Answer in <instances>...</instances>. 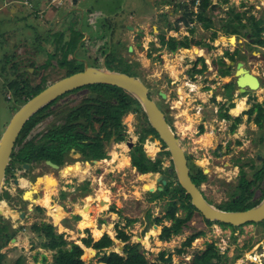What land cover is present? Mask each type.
<instances>
[{"label":"rangeland","instance_id":"obj_1","mask_svg":"<svg viewBox=\"0 0 264 264\" xmlns=\"http://www.w3.org/2000/svg\"><path fill=\"white\" fill-rule=\"evenodd\" d=\"M36 1L38 2V5L42 4L39 0ZM165 1L168 0H164V2ZM217 1L220 4L218 10L228 5V3L224 4V2L221 0ZM260 1L261 0H246L245 2V0H238L237 4L246 5V8H243L242 10H245L247 14L255 13V15L260 16L264 14V3L262 5L260 4ZM95 2L96 3L94 4V6L90 8L91 14H88V16H93L96 21L102 20L107 25V27L109 26V20H113L112 22L119 19L129 20V18H127V15L129 14L127 8L124 12H117L118 10L116 11L119 6V2L120 4L124 3L126 5L131 2L136 3V5H134L136 6L135 15H144L145 21H148L149 23H151L152 21L156 22V28L159 27V29L162 31H166L168 27V22L166 21L164 14H159V19L152 20V18L156 16L154 15L155 10L153 6H149V11H146L147 9L141 10L140 8H138V6H141L142 0H98ZM47 3L48 1H45L42 6L44 7ZM51 3L56 4V1L54 0ZM235 5L236 4L233 2V4L229 6V8ZM96 10H99L101 13L97 14L99 11L96 12ZM215 12L217 13V10ZM44 15L45 14H43L42 16ZM29 16L30 15H26L21 19L23 27L19 26V30L21 32L19 33L20 38L16 39L18 40V42L15 43L13 49H11L10 45L12 44V41L15 40L12 38L14 31H10L9 27L11 24L14 25V22H16L17 19H11L10 22H8L6 21L8 20L7 17L5 19H2L0 17V75H6V83L4 82L3 78H0V136L3 133L5 126L10 120L15 109L23 103V100L21 99L16 103H13V99H11V96L13 95L12 88L14 87V85L20 86L22 81V79H18L23 74L21 68L17 69V66L20 65V62H18L19 56H22L23 54H25V52L27 54H36L37 51V55H41L46 59V64H48L50 59L53 57H55L59 61V63H61L60 61L62 58L59 59V56L56 52L58 47L60 57L62 55V57L64 56V58L67 59V64H69L67 68H71L69 66L78 64L77 60L75 59V54H69L70 51H65L66 49L63 45L58 46V44L60 43L59 38H56V43L53 45L52 49L47 50L48 46H44L42 44L43 42L48 45L54 43V39L51 37L52 31L43 32L44 24L41 22H39L38 24L35 23L34 21L28 19L31 18ZM37 16H41V14ZM37 18L39 19V17ZM86 19L89 20L88 17L85 16L84 22L86 21ZM77 22L78 19L77 21H74L72 23L75 24ZM138 23H140V21ZM138 23H135L136 27L134 28V31H128L127 34L124 35V39L126 38L127 42H129L131 45H133V48H135L134 53L129 57L135 58L134 67L136 70L128 69V71L135 72L146 83L147 86H152L150 87V96L155 101H157L159 106L164 107L168 110V114H166L168 117V121H172V124L178 133L179 131H181L180 135L184 137V147H186V149L190 153H193L196 156L195 158L198 160L200 165L209 168V173L213 169H216V165L225 168L222 163H232L231 158H233L235 154V149L238 148H234V151L228 154L227 152H224L220 149L218 155L214 154V148L217 149V143H219V141L221 140H224L222 139V130L224 128V125L228 124V122L224 123L222 120L218 119L216 111H211L212 108L210 107V109H206L204 112H202L205 114L203 132H196V124L197 122H199V119L196 118L199 116L196 108L198 109L199 106L196 105L194 107V104H196L197 101L194 100L192 102V98H189L183 102L182 106H180V101L179 105H177V102H175L178 98L175 94V91H177L180 87L181 91L183 92V83L181 80L177 79L171 82L169 73H171V75H176L180 71H182L183 65L187 64L188 62L187 56L192 55L191 48L183 49L182 47H179L172 51L166 46L160 45L158 33L154 31L150 24L140 27ZM107 27L105 26L103 35H100L101 37L106 34ZM8 31L10 32V34H7ZM181 31L183 30L181 29ZM208 32L209 31L207 30L199 32L198 35L200 37H205L207 36ZM180 36L181 35L179 32L176 37ZM236 37L237 36L235 35L234 38ZM148 39H150V41H148ZM76 40L77 37L72 40L66 41L67 45L69 46V48H67L68 50H72L74 48L73 46L75 45ZM218 41L222 42L221 39ZM234 41L236 42V39H234ZM62 42L64 43L65 39H62ZM20 44L22 46L21 51L19 50ZM218 46L222 45L219 44ZM105 48L106 46L104 45L103 50ZM81 50H79V54ZM88 55L89 57L92 56L90 58L91 64L95 65L97 64V62L101 61V58L96 61L93 55ZM125 55L126 57H128V54ZM244 55L245 65L249 67L252 72L261 76L264 80V46L248 45ZM202 60V57H199L197 59V61ZM76 67H79L78 69H81V66ZM72 69L73 68H71L70 70L72 71ZM12 71L15 72L14 74L20 75L18 77H13L12 74H10ZM63 71L65 73L68 70L57 71L51 69L48 72L50 79L47 81L50 82L54 79L59 78V76L64 75L62 74ZM231 71L232 68L228 73L230 74ZM228 76L229 75H227L226 78H229ZM26 77L27 76L25 75L24 78ZM161 88L168 94L167 98L165 99L160 98L157 95L158 90ZM205 92L206 91H202L198 92L197 94H199L200 97H203L206 96ZM255 93L258 95L259 99H263L264 84L262 85V88L257 89ZM77 94L78 93L67 95L66 97H63L62 100L76 99ZM217 101L212 100L213 104H217ZM110 102L112 103V101ZM138 117L139 114L131 109L128 110L127 114L122 116V122L125 123V125L123 126V130L121 131V133L123 134V139L121 142L117 141L116 134H113L106 143L105 148L107 150L108 156L101 159L99 163H96L101 167L98 169V178L102 177L101 182L96 183L94 181V177L97 173H95V171H92V176L90 174V177L93 178V182L90 184L88 183L89 195L86 197L87 200L84 198V196L80 195L79 192H77V187L75 191L77 192V195L75 194V197H72L74 195L72 194V192H70L68 193V196L66 195V197L61 198V196L59 197V193L57 191L56 195H58V198L54 199L55 201L52 209H50V205L47 206L46 208L48 209L45 212L41 211L39 216L29 212L27 219H25V221L18 226H15L12 221L15 220L17 224L21 223L24 218L23 214L18 215L17 213H15L16 208L12 209L11 214L9 213V207H5V210H3L2 212L0 209V224H4L3 230L0 232V252L2 253V264H16L17 261L18 264H44L45 262L53 263L55 250L42 245V242L45 240V238L31 228L32 224L41 223L42 221L50 222L54 226L55 232L63 233L64 238H66L68 241L86 235L85 230L92 227L86 226V222L84 225H82V217L80 215L79 216L81 218L78 219L69 218V213L73 211L77 213V208L75 207V205L80 204L79 206H81L89 203L91 206L93 199L96 197L92 194L97 192L100 188L107 190L109 192L110 198L108 200V203L103 205L105 207L103 210H101V208L103 207L102 204L97 205L93 203L90 215L87 217V222L89 220L94 221L96 225V228H93L94 231L98 233L107 232L110 233L113 237H115L116 228L125 229L130 234V240L132 242H140L139 249L141 251H144V254L149 262L162 261L157 257V255L159 251L165 250L167 254L171 253L172 259L169 264H186L187 262L191 261L194 254L203 251L206 248L208 242H213L215 245H217L218 250L221 252V254H223L222 262H226V264H239V262L243 264H264L263 222H259L260 224L245 223L233 228L228 225H223L216 222L208 224L200 213L194 211L192 218L187 222L186 227L182 229L180 233L172 235L166 240L158 236L159 229H155L156 227L153 219L155 217H162L164 215L168 206V199H155L154 201H148L146 199V187L154 185L156 182H158V179H153V177H155L153 174L147 175L145 177L138 175V171H136L134 169V166H131L129 162V150L132 149V147L127 151L125 143L123 142L125 139L131 140L128 137L129 133L134 135V143L136 144L138 142V137L140 134L139 132L141 129L139 124L140 120H138ZM188 117L190 118L193 126L189 123L191 129H180L178 122L180 121L182 123L188 124ZM48 118L49 117L44 118V120L40 121L37 126H42L43 122H47L48 124ZM214 118H216V120H214ZM42 129L43 127L40 128V130ZM254 129L255 125L252 122L246 123L245 120H243V122L239 124L235 130L236 132H243L244 130H246L244 139H242L245 143L242 144V147L246 149L244 156L247 157V160L249 158L254 159L257 151L261 155H264V146L262 148L260 145L256 144L255 140L257 139L253 138L256 137ZM35 130L36 127H34L29 134L34 133ZM207 132L210 133V136L208 137V139L210 138L209 142L201 143V141H198L202 137V135ZM232 139H235L234 136L232 137ZM122 142L124 144H122ZM158 146V141H154L150 138L144 142V149L146 153L149 154L148 149L153 148L154 157L158 155ZM126 151L128 162L123 158ZM122 153L123 155H120ZM114 156H116L117 161L110 162L111 159L114 158ZM161 158L163 165H169L168 157L161 156ZM255 161L256 164L259 163L258 160ZM117 162L119 165L117 164ZM73 164L79 165V169H81V171L84 170L85 167H87V162L86 164H82L80 161H73ZM63 168L64 167H62V169ZM245 168L246 170H248L247 166ZM59 171L60 170L56 171L53 168L43 167V173L45 175L48 174L46 175L47 178H49L50 176L56 177L57 183L53 184H57L58 187L66 186L67 188H70L71 186H76V180H74V183H64L63 181L66 180V176L63 178L59 177L61 174ZM233 171H236V168H234ZM158 173L163 175V173L161 172ZM225 173H227V171ZM81 174L82 172H79L80 176ZM216 176L210 174L207 177V180L204 181L202 186L206 195L213 202V204L225 205L228 203L224 200V197L228 196V186L226 184L225 186H218L219 182L215 181V179H218V177ZM235 177L236 176L234 175L232 176V182L235 181ZM37 185L40 187V197H44V199L50 200V190H47L45 188V185L42 183H38ZM69 196H71V199L68 198ZM24 198L27 197L24 196ZM24 200L26 208H32L29 200ZM82 200L84 201L83 203ZM2 204H4V200L0 198V208ZM17 204H19V202H17ZM38 204L43 205V203ZM20 213H22V211H20ZM176 213L178 215H184L185 211L182 208H178ZM8 217H10L12 221L9 220ZM161 223L170 224L171 219L162 217ZM102 224H106L110 228L105 227V229H103L101 227ZM153 229H155L156 231H154ZM197 230H203V234L194 238L190 245L184 246V250L182 252H177L176 249L182 246V242L185 240V238ZM117 241L118 240L113 241L112 244L106 249L118 250L119 245ZM102 253L103 252H99L96 254V251L94 249H88L86 251V254L83 256V259L86 264H100V262L102 261H99V257L102 255ZM255 254L259 255V262L255 258H252L255 256ZM43 255H45V260L43 259Z\"/></svg>","mask_w":264,"mask_h":264},{"label":"flooded vegetation","instance_id":"obj_2","mask_svg":"<svg viewBox=\"0 0 264 264\" xmlns=\"http://www.w3.org/2000/svg\"><path fill=\"white\" fill-rule=\"evenodd\" d=\"M24 1H26L25 7L27 8V10L29 8L33 7V3H32L33 0H24ZM52 1H54V0H50L49 5L52 4L54 6H57V3L60 4L64 1V5L67 6L66 11H67V9L72 8L68 13L67 19L70 18V16L76 15L75 13H78V16H77L78 22L75 23V25L69 26L67 31H64L62 33V36L59 38V39H61V40H59L60 43L58 44V46L63 45L64 48L66 49L65 51H67V52L70 51L69 54H71V55L75 54V59L77 60L78 64H75L73 66H69V67L73 68L72 71L70 70L71 68H67L69 65V64H67V59L64 58V56L62 57V55L60 57L58 47H57L56 52H57V55L59 56V59L62 58L60 61L61 63H59V61L55 57H53L50 59L48 64H46V59L44 57H42L41 55H37L38 53L27 54L25 52V54L18 57V62H20V65L17 66V69L21 68V71L23 72L22 76H20L18 78L19 80L22 79L21 85L20 86L14 85V87L11 86V87H13L12 88L13 89V95L11 96V99H13V103H16L18 100H20L19 93L22 94L24 91H28L31 89L35 90L38 88H39V90H41L42 88L47 86L49 83L56 80V79H54L50 82L47 81L50 79L48 72L51 69L57 70V71L58 70H60V71L68 70L65 72L66 74L63 71L62 74H64V75H62V76L70 74L73 71L75 72V71L83 69L85 64H88L89 66L105 65L107 68H113V69L121 70V71H122V69L136 70L134 67L135 66V61H134L135 58L129 57L134 53L135 48H133V45H132V47H131L132 49L130 50L128 47L131 44L129 42H127L126 38L124 39V37H125L124 35L127 34L128 31H134V28L136 27L135 23L136 22L138 23L137 16L136 15L134 16V13H132V14L129 13L127 15L129 17L130 16L132 17L131 21L127 22L125 20H122V21L116 20V21L112 22L113 20H109L108 21L109 26L107 27V25L102 20L96 21L94 19L93 22H90V20L86 19V21L84 22L85 16H87L88 19L90 18L88 16V14H91L90 8L93 7L94 4L96 3L95 1H98V0H93L92 4L87 5V6H84L83 0H78L77 4H75V5L69 4V2H71L72 0H68V1L55 0L56 4L51 3ZM170 1H171V3H174L176 5L179 3V0H170ZM37 6H38V4H37ZM149 6H151V5H147V3H145V4H141L140 7L138 6V8H140L141 10L147 9L146 11H149ZM44 8H47V7H43V9ZM79 8H81V9H79ZM118 8L116 9V11L118 10L117 12H124L126 10V8L128 9L129 12H135L136 11V6H134V5L131 6V3L126 5L124 3L120 4V2H119ZM153 8L155 10L154 15H156L155 17L152 18V19L156 18L154 20L159 19V14H166L167 6H165V5L161 6L158 3L157 5H154ZM121 23L123 25L122 27L119 26ZM78 24H80V25L78 26ZM105 26L107 27L106 34L101 37L100 35H103V31L105 29ZM150 26H151V23H150ZM117 30H118V32H117ZM66 32H67V35H64V33H66ZM160 32H161L160 29H158V31L156 33L159 34ZM65 37H67V41L72 40L75 37H77L75 45L73 46L74 48L72 50L67 49V48H69V46L67 45L66 41L64 43L62 42V39H64ZM148 41H150V39H148ZM104 45L106 46V48L103 50ZM79 50H81L80 54L78 53ZM88 54L93 55V57L95 58L96 61H98V59L101 58V61L97 62V64H95V65L91 64L90 58L92 56L89 57ZM125 54H128V57H126ZM202 62H203V60H202ZM198 63L200 65L199 67H202L201 61H196L194 64L195 67ZM43 65H45V66H43ZM52 65H54V66H52ZM76 66H81V69H78L79 67H76ZM124 67H127V68H124ZM231 68H232V71L230 73V75H231L230 85H232V87L226 88L224 90V92H222V97L226 98L225 100H220L219 103L211 105V103H212L211 97H214L216 94L213 91L210 95L209 100L207 101V102H209V104L201 103V102L197 101V103H201V105L198 107V109L196 108L197 112H199V116L196 117L199 119V122H197V124H196L197 125L196 132H199V133L203 132L205 114L202 112H204L207 107H211L212 111H214V112L216 111L218 119L222 120L224 123L228 122V124L224 125V128L222 130L223 131L222 139H224V140H221V141H219V143H217V146H216L217 149L214 148V154L218 155L220 149L224 152H227V154H228V153H231L232 151H234V148H238V149H235V154H234L233 158H231L232 163H230V164L222 163V165H224L225 168L219 167L216 165V169H213L210 173H209V171H210L209 168H207L208 169L207 172H204V168H206V167L201 166L200 163L198 162V160L195 158L196 156L193 153H190L186 149V147H184L185 148L184 153H185V157H186V161H187V165L189 168V174L191 176V179L198 186L202 195L211 203H213V202L206 195V193L203 189V186H202L204 181L207 180V177L210 174H213L214 176L217 175L216 177H218V179H215V181L219 182L218 186H225V184L228 186V189H227L228 196L224 197V200L226 202L235 201L236 199L244 198L248 192H251L250 199L255 200V199L259 198L262 195V193H264V176L261 179H258V173L260 172L261 167L263 166L264 155H261L257 151L255 156H254V159L249 158L247 160L246 159L247 157L244 156L246 149L244 147H242L243 146L242 144L245 143V142H243L242 139H244V136L246 134V130H244L243 132H241V131L236 132L235 131L236 127L239 124H241L243 122V120H245L246 123L252 122L255 125L254 132L256 133V137H253V138L257 139V140H255L256 144L260 145L263 148V146H264V125L257 123L255 118H256V115L258 113V108H259L258 105H260L262 108L264 107V98L259 99L258 95L255 93L256 90L239 93V90L236 86V78L233 77V75H232V73L235 71L236 67L234 65ZM14 73L15 72L12 71L10 74H12L13 77H18L20 75V74H14ZM252 73L255 74L254 72H252ZM25 75L27 76L26 78H24ZM5 76L6 75H0V78L1 79L3 78L4 82L6 80ZM62 76H59V78ZM242 80H244V79L242 78ZM244 81L246 82L247 80H244ZM245 84H247V83H244L242 85H245ZM145 85H146V83H145ZM254 86L255 85H252V87H254ZM147 87H148V94L150 95V87H152V86H147ZM202 91L207 92L208 89L196 87L192 90V92L195 93V97L197 96L198 92H202ZM178 92H179V89H178ZM14 93H15V96H14ZM74 93H78L76 99L62 100L63 97H66L67 95H71ZM181 95H183V92ZM95 97H96V93H94L91 90V88L87 87V86H81V87H77L75 89L69 90V91L59 95L55 99L51 100L47 104H45V105H47V107H45L46 108L45 112H47V114L44 118L49 117L48 118L49 119L48 124H47V122H43L42 126H40V127L37 126L40 121L44 120V118H43L42 120H40L39 122H37L33 126V128L36 127V130L34 131V133L29 134L30 131L33 129L32 128L24 138L21 136L19 139L18 138L20 135V132H19V134L15 140L13 149L11 151L10 158L7 162L6 167H5L4 182H3L2 189L0 192V198H2L4 200V204H2L1 208H0L1 212L3 210H5L4 209L5 207H9V213L10 214L12 213L13 208H16L15 213H17L18 215L23 214V213H20V211H24V213H25L23 220L19 224H17L15 220L12 221L10 219V217H8V219L11 220L15 226L22 224V222H24L25 219H27L29 212H31L32 214H36L38 216L41 212V210H39V208H38L40 205L38 204V202H35V200L40 201L41 199H44V197L43 198L40 197L41 191L39 190L40 187L37 184L38 183L44 184L45 188L47 190L53 184L51 176L49 178H47V176H46L47 174L45 175L43 173V167L53 168L54 170L58 171L59 169L61 170L62 167H64V168L67 167V165L73 166L74 165L73 161H77V162L80 161L82 164H86V162H88L90 165L96 164V163L91 161V159H93V158H86V153L84 151L77 149L74 146H72V147L70 146L67 150L62 151L61 153L56 155L55 149L57 147V143L55 141L56 136H54L55 135L54 133H56V131L58 129L61 130L64 127L67 130V132H61V133H63V136H66V135H68L69 137L74 136L75 138H80L82 141L86 142L87 141L86 137L88 135L93 136V134H95V132L99 131V129L101 128V124H102V115L98 112V108L93 106V105H98V102L93 99ZM233 97H237V100H235V101L231 100ZM242 97L244 99H241ZM195 100H198V98H195ZM176 101L181 102L180 106L183 105L184 101L182 100V98H181V100L177 98ZM193 101L194 100L192 99V102ZM115 102H116V99H113L112 103H115ZM156 103H157V101H156ZM157 105L159 106L158 103H157ZM195 106H196V104H194V107ZM159 107L164 111L165 117L168 120V117L166 115V114H168V110L164 107H161V106H159ZM253 107H254V110L251 113H249V110ZM127 113H128V111L125 112L123 115H125ZM221 113H228V114H230V117L221 116ZM218 114L220 117L218 116ZM237 118H240V122L236 125L234 130H231L230 125ZM214 120H216V118H214ZM88 123H91V124L88 125ZM170 124L172 125L173 129H175V127L172 124V121L170 122ZM246 126H247V124H246ZM42 127H43V129L40 130V128H42ZM180 134H181V131H179L178 136L181 138V141L183 142V145H184V137L181 136ZM233 136L235 139H232ZM148 137L150 138L151 135L149 134ZM45 138L49 139V155L51 156L49 159L52 160L53 162L57 163L60 166L59 169H56V168L48 165L45 162V159L41 160L40 158H38L39 150L42 149L40 147H43V144L45 143L44 142ZM253 138H252V140H253ZM153 140L157 141V139H155V138H153ZM131 142H134V140ZM129 143L127 146V151L129 150ZM136 144H134L132 146V149L129 150V162H130V164H131V153L133 152L134 146ZM127 151L124 153L123 158L126 159L128 162V158L126 157ZM259 152H260V150H259ZM242 153H244V154H242ZM120 155H123V153ZM100 159H102V158H100ZM255 160H258L259 163L256 164ZM23 163H27L29 166L27 168H25L22 165ZM131 166H132V164H131ZM246 166L248 167V170H246V168H245ZM95 167L96 168L94 169V171H95V173H97L96 174V179H97L98 173H99V170H98L99 165L96 164ZM197 168H202L203 172L205 173V179L199 181L198 183L196 182V178L198 177L197 176ZM234 168H236V171H233ZM72 170L73 169H71L70 171H72ZM225 170L227 171V173H225ZM136 171H138V170L136 169ZM156 172H158V171H156ZM138 173H139V171H138ZM233 175L236 177H235V181L232 182L231 180H232ZM145 176H147V175H145ZM40 177H41V179H40ZM142 177H143V175H142ZM74 178H72V181H74ZM19 180L22 184H25V185H22L21 183H19ZM90 182H91L90 178H87V177L82 178L80 180V182H78L79 184L74 187L73 191L68 189L66 186L64 188L61 187L58 190L59 197L61 196V198H64V197H66V195L68 196V193H70V192H72V194L74 195L72 197H75V194L77 192H79L80 195L84 196L86 194V188L88 186V183H90ZM67 183H69V182H67ZM177 183H178V181H177ZM205 183H208V182H205ZM76 187H77V192H75ZM246 189H248V191H246ZM184 192H185V190H184ZM24 196H26L27 198H24ZM86 197H87V195L84 196L85 199H86ZM68 198L71 199V196H69ZM24 199L29 200L30 204L32 205V208H28V209L26 208V204H25ZM54 199H55L54 195L50 194V200L48 201V204L51 206L50 209H52V207H53V204L55 201ZM189 199H190V196H189ZM17 202H19V204H17ZM215 205L219 206L220 204H215ZM83 206L84 205H81L78 207L80 209H82ZM47 209L48 208H46V206H45V208L42 211L45 212ZM195 211H197V210H195ZM77 213L82 217V219H81L82 223L81 224L87 222V217H83L79 213L78 209H77ZM75 215H77V214L76 213L73 214V212H70L69 218H75L74 217ZM202 217H204V216H202ZM259 222H264V219L261 221H257V222H246V223L260 224ZM226 224H229V223H226ZM243 224H245V223H243ZM2 226H4V224H0V228ZM236 226H239V225H236ZM255 256L259 257L258 254H255ZM260 260H261V258H260Z\"/></svg>","mask_w":264,"mask_h":264},{"label":"trees","instance_id":"obj_3","mask_svg":"<svg viewBox=\"0 0 264 264\" xmlns=\"http://www.w3.org/2000/svg\"><path fill=\"white\" fill-rule=\"evenodd\" d=\"M193 1V0H192ZM211 4V0H200L199 5V13L198 19L205 21V26H209L211 24V19L206 16V8ZM213 8L215 5H212ZM190 13L184 12V19ZM234 18L237 20L236 24H233L228 30L230 33H240L242 28L245 27V24H248L251 27L250 37H253V43L256 45L264 46V15L256 17L254 14L246 15L244 13L245 21L241 20L240 13H234ZM236 26V27H233ZM241 26V27H240ZM193 29H191L192 31ZM244 34L247 33V30L243 31ZM215 32L213 36H215ZM159 42L163 46H166L170 50H175L178 47H189V42L186 39H177L174 36L161 34L159 36ZM196 43V42H194ZM225 55L229 58H234V53L226 50ZM221 62V61H220ZM197 69H190L189 73L193 74ZM124 72H128L133 75H137L135 72H130L128 69H122ZM222 74H227L228 69H221ZM90 87L91 90L96 93V97L93 98L98 102V105H93L98 108V112L102 115V124L99 131L95 132L93 136L88 135L86 137L87 141H82L80 138H75L74 136H63L61 132H67V130L63 127L61 130H57L54 133L56 136L55 141L57 143V147L55 149L56 155L61 153L62 151L67 150L70 146H74L77 149L84 151L86 153V158H106L108 156L107 150L105 148L106 143L109 138L116 134V140L122 141L123 135L121 131L123 130V122L122 116L128 110H133L139 114L138 120H140V134L138 137V142L134 146V150L131 153V164L136 167L139 172L148 173L150 171H158L164 174V178L166 179L165 184H161L162 189H154L148 187L146 189L145 197L148 201H154L155 199H168L167 209L162 216L163 218L171 219L170 224H162V217H155L153 222L155 223V229H159V237L162 239H168L172 235L178 234L184 229L187 225V222L192 218L193 212L196 210L194 205L190 202L189 194L184 192V189L177 183V179L174 171H169V167H172V161L169 157V151L167 149L166 144L161 140L158 136L157 132L149 125L146 115L142 110L139 102L136 98H134L129 92L124 90L121 87L112 84L105 83H95L85 85ZM38 89H31L28 91H24L22 94L19 93L20 99L27 100L30 96L38 92ZM113 99H116L115 103H111ZM232 105V104H231ZM258 113L256 115V122L264 125V107L262 108L258 105ZM45 107L47 105L38 109L30 118L25 122L24 126L20 130L19 139L22 136L23 138L29 133V131L33 128V126L42 120L47 112H45ZM254 110V107L249 110L251 113ZM221 116L230 117L228 113H221ZM240 122V118H237L231 125L230 129L234 130L236 125ZM170 123V122H169ZM91 123H88L90 125ZM151 135L150 139H157L158 141V155L153 156L154 151L153 148H149V154L146 153L144 149V142L149 139L148 135ZM48 135V134H47ZM45 143L42 149L39 150L38 158L49 159L51 156L49 155V139L45 138ZM156 151V150H155ZM161 156L168 157L169 165L165 166L162 164ZM60 162V161H59ZM158 172H154L153 175L158 179V182L155 185H158L160 174ZM197 178L196 182L205 179V173L202 168H197ZM264 176V162L261 167L260 172L258 173V179H261ZM156 180V179H155ZM248 191V189H246ZM262 195L255 199L251 200V192H248L244 198L236 199L235 201H230L225 205H219L220 208L227 210H237V209H246L254 204H256ZM48 199H41L40 201H36L38 203H43L38 208L39 210H43L45 206H49ZM178 208L184 209V215H178L176 212ZM79 218V216H76ZM206 223L210 224L213 222H217L223 225H228L230 227H237L232 224H226L220 221H211L203 217ZM264 224V222H263ZM2 226L0 228V232L3 230ZM31 228L44 236L45 240L42 242V245L48 247L50 249H54L53 263L45 262L44 264H86L83 259V256L86 254L88 249H94L96 254L99 252H103L99 257L100 264H169L171 262V253H166L165 250H161L158 252L157 257L162 261H154L149 262L147 257L144 254V251L140 250V242H132L130 240V234L123 228H116V238L123 245L122 252L118 250H107L113 240L112 238L105 232L100 234L94 231L91 228L87 229L88 234L86 236L78 237L74 240L68 241L64 238L63 233H57L54 230V226L47 222L42 221L41 223H33ZM153 229L154 231H156ZM203 234V230H197L190 235H188L185 240L182 242V246L177 248V252H182L184 250V246H188L191 244L192 240L199 235ZM119 245V244H118ZM1 246V242H0ZM238 256V255H236ZM223 254L218 250L217 245L213 242H208L206 248L200 253L194 254L191 261L186 264H226V262H222ZM2 254L0 253V264H2ZM43 259L45 260V255H43ZM18 264V261L16 262Z\"/></svg>","mask_w":264,"mask_h":264},{"label":"crops","instance_id":"obj_4","mask_svg":"<svg viewBox=\"0 0 264 264\" xmlns=\"http://www.w3.org/2000/svg\"><path fill=\"white\" fill-rule=\"evenodd\" d=\"M39 1L42 4L45 1H48V3L44 6L47 8L43 9L42 4L37 6L38 2L36 0L35 1L33 0V2H32L33 7L29 8L25 14L30 15L29 17H31V18H28V19L34 21L37 24L39 22L42 23L43 21H45L43 32L52 31L51 37L54 39L53 40L54 43L51 45H48V44L43 42V44H42L44 46H48L47 50H49V49H52L53 45L56 43V38H60L62 36V33L64 31H67L69 26L75 25L72 22L77 21L78 13H75L76 15L70 16V18L67 19L66 9L63 8L64 7V1L60 4L57 3V6H54L52 4L49 5L50 0H39ZM221 1H223L224 4L228 3V5L222 7L220 10H218L219 5H220L218 3V1L217 0H211V4L208 5L206 8V16L211 19V24L209 26H205L204 20L198 19V14H197L196 20H194L191 17L190 3L192 2V0H179V3L177 5L174 3H171L170 0L165 1V2H164V0H142V2H141V4L147 3V5H151V6L157 5L158 3L161 6L162 5L167 6V11H166V14H164V15H165L166 21L168 22V27H167L166 31L160 30L161 32L158 34V36H160L161 34H166V35H171V36L176 37V35L180 32L181 36L176 37V38L177 39L183 38V39L188 40V42H189V47H182V48L183 49H188V48L192 49V55L187 56L188 62H187V64L183 65L182 71H180L176 75H171V73H169V78H170L171 82L175 81L176 79L182 81V83H183L182 100L183 101H185L186 99H189V98L190 99L192 98L193 100H195V98H198V100H196V101L209 104V102H207V101L209 100L210 95L213 91L216 94L214 97H211L212 98L211 100H213V101L218 100L217 103H219L220 100H225L226 98L222 97V92H224V90L226 88L232 87V85H230L231 75L229 73L222 74V72H221V69L226 68L229 71L232 67V66H228L231 58H229L227 55H225L226 50H229L230 52L234 53V58H232V60L244 61L245 60L244 53H245L247 46L248 45L256 46V43H253V37H250L251 27L248 24H245V27L241 29L242 31L240 33L228 32L229 31L228 29L233 24L237 23V20L234 18V15H233L234 13H240L241 20L245 21L243 14L246 13V11L242 10V9L246 8V5H240V4L238 5L237 4L238 0H221ZM233 2L236 5L233 7L231 6L229 8V6L233 4ZM245 2H246V0H245ZM263 3H264V1L261 0L260 4L263 5ZM20 5L21 4L18 1L0 0V17L2 19H5L7 17L8 20H6V21H8V22H10L11 19H15V20L17 19L16 22H14V25L11 24L9 27L10 31H14L12 38L15 40L20 38L19 33H21V32L19 30V26L23 27V23L21 22V19L26 16V15H22V13L19 12L20 8H21ZM132 5H136V3L131 2V6ZM212 5H215V7L213 8ZM53 7H56V8H53ZM216 10H217V13L215 12ZM98 11L99 10H96V12H98ZM185 11L190 13L188 16H186L187 20L184 19V12ZM99 13H101V12L99 11L97 14H99ZM129 13H131V14L134 13V16H135V12H129ZM198 13H199V11H198ZM39 14H41V16H37ZM43 14H45V15L42 16ZM250 14L255 15V13H249V14L246 13V15H250ZM136 16H137L138 22L140 21V23H139L140 27L143 25L147 26L150 24L148 21H145L144 15L143 16L142 15H136ZM255 16L259 17L258 15H255ZM37 17H39V19ZM127 18H129V20L125 19V21H127V22L131 21V19H132L131 16L130 17L128 16ZM34 19H37V20H34ZM94 19L95 18L93 16H91L89 18L90 22H93ZM154 19H156V18H154ZM154 19H152V20H154ZM155 23L156 22L152 21L151 27L154 29L155 32H157L159 27L156 28ZM190 23H192V24L190 25ZM249 27H250V30H249ZM52 29H54L55 31H53ZM181 29L183 31H181ZM191 29H193V30L191 31ZM206 30L209 31L207 36L200 37L198 35L199 32H203ZM244 30H247L246 34L243 33ZM214 32L216 33L215 36H213ZM249 32H250V34H248ZM7 34H10V32L8 31ZM235 35L237 36L236 38H234ZM247 38H248V40H247ZM250 38H252V39H250ZM64 39H65V41H67V37H65ZM220 39L222 40V42L218 41ZM234 39H236V42L234 41ZM15 40H13L12 44L10 45L11 49H13V47L15 46V43L18 42V40H16V42H15ZM59 40H61V39H59ZM194 42H196V43H194ZM219 44H221L222 46H218ZM19 46H20L19 50L21 51V49H22L21 44ZM196 47L198 49H201L202 53H198V54L195 53L194 48H196ZM36 53H38V52L36 51ZM42 54H44V53H42ZM199 57H202V59H203V62L201 61L202 67H199L200 66L199 63L195 67L194 64ZM244 63H245V61H244ZM192 68L197 69L196 70L197 72L195 71L196 73L193 72V74H190L189 71ZM249 70H250V68H249ZM250 71H252V70H250ZM227 75H229L228 76L229 78H226ZM256 75L259 76L258 74H256ZM194 76H196V77H194ZM259 77L261 80V87L260 88H262V85L264 84V80L261 76H259ZM189 85L194 87V88H196V87L200 88L201 87V88L208 89V91L205 92L206 96L200 97L199 94H197V96L195 97V93L189 90V88H188ZM176 93H179L178 90L175 91V94ZM231 100L235 101L237 99H236V97H233ZM201 103H196V105L200 106ZM212 104H213V102H212ZM206 109H210V107H207ZM198 114H199V112H198ZM95 166H96V164L90 165L87 162V167H85L84 170L81 171V169H79L76 171L75 169H73L72 171H70V173H68L66 175V180L63 182L64 183H67V182L74 183L75 181H72V178L75 177L74 178V180H76L75 185H78L79 184L78 182H80V180L82 178L87 177V178H90V180H91L90 183H92L93 178L90 177V174L92 173V171L94 172V169L96 168ZM99 168H101L100 165H99ZM79 172H82L81 176L79 175ZM83 174H85V175H83ZM91 176H92V174H91ZM59 177L63 178L65 176L60 174ZM51 178H52V183H57L56 177L51 176ZM101 178L96 179V175H95L94 181L96 183H99V182H101ZM89 184L86 188V194L84 196L89 195V193H88ZM64 187H62V188H64ZM148 187H150V186H147L146 189ZM51 188L52 189L49 191V195L53 194L55 198H58V195H56V192L58 191L59 188H61V186L58 187L57 184H55ZM68 189L73 191L74 186H71ZM146 189H145V191H146ZM154 189H156V188H154ZM92 195L96 196V192L93 193ZM109 198H110V195H109ZM95 200L96 199L94 198L92 203H91V206H90L91 210L93 207V203L95 204ZM82 203H83V200H82ZM106 203H108V201ZM106 203H102V206ZM104 208L105 207L103 206L101 208V210H103ZM75 213L76 212L73 211V214H75ZM76 214L77 215L74 216L75 218H77L76 216H79L78 213H76ZM89 215H90V213H88L87 217ZM79 218H81V217L79 216ZM93 228H96V225ZM93 228H91V229H93ZM85 231H86V235H87L88 234L87 229ZM100 234H103V233H100ZM107 234L112 238L113 241L118 240L116 238V231H115V237H113L110 233H107ZM86 235H84V236H86ZM112 250H114V249H112ZM103 263L106 264L105 262H103Z\"/></svg>","mask_w":264,"mask_h":264},{"label":"water","instance_id":"obj_5","mask_svg":"<svg viewBox=\"0 0 264 264\" xmlns=\"http://www.w3.org/2000/svg\"><path fill=\"white\" fill-rule=\"evenodd\" d=\"M12 1H18L21 4L19 12H21L22 15H27L25 14L27 11V8L25 7L26 1ZM92 1L93 0H83L84 6L91 5ZM77 2L78 0H72L71 2H69V4L75 5L77 4ZM66 7L67 6L64 5L63 8L66 9ZM71 9H67V16ZM119 20L122 21L124 19ZM42 23L45 24V21H43ZM119 26L122 27V23ZM52 30L55 31L54 29ZM248 34H250V32ZM64 35H67V32L64 33ZM131 47L132 45H129L128 48L131 50ZM234 65L236 68L232 75L236 78V86L239 90V93H243L246 91H255L256 89L261 87L260 77L256 74H253L242 60L234 61L231 59L228 66ZM241 78L253 82L255 86H250V83L242 85ZM95 83L116 85L123 88L137 99L146 115V119L149 125L157 132L158 136L167 146L169 157L172 161V167H169V171H174L178 183L184 188L185 192L189 194L190 202L194 205L196 210L202 214V216L211 221H220L232 224L234 226L246 222H257L264 219V195L256 204L246 209L227 210L209 202L202 195L198 186L191 179L184 153L185 148L181 141V138L178 136V133L175 131V129H173L172 125L166 119L164 111L148 94V87L145 85L143 80L138 75H133L128 72L116 70L113 68H107L105 65L89 66L88 64H85L83 69L62 76L49 83L37 93L30 96L20 105L19 108L14 111L10 120L6 124L3 133L0 136V192L4 182L5 167L10 158L15 140L30 116L59 95L77 87ZM158 95L163 99L167 98V93L162 88L158 90ZM124 125L125 123H123V126ZM134 144V142H130L129 148H131ZM91 161L97 163V161L100 162L101 159L93 158L91 159ZM45 162L56 169L60 168L57 163L53 162L50 159H45ZM22 165L25 168L29 166L27 163H23ZM67 167H70V165H67ZM134 169L136 170V167H134ZM207 171L208 169L204 168V172ZM154 172L156 171H150L148 173L139 172L138 174L145 176L152 175ZM159 182L160 183L158 185H152L150 187L162 189L163 186L161 184H165L166 179L161 174ZM95 204H98V200H95ZM22 213L24 216V211H22ZM117 243L119 244L118 251L122 252L123 245L119 240L117 241Z\"/></svg>","mask_w":264,"mask_h":264},{"label":"bare ground","instance_id":"obj_6","mask_svg":"<svg viewBox=\"0 0 264 264\" xmlns=\"http://www.w3.org/2000/svg\"><path fill=\"white\" fill-rule=\"evenodd\" d=\"M194 52L195 53H202V50L201 49H198V48H194ZM142 61V60H141ZM241 83L242 84H244V83H250V85L252 86V85H255L253 82H251V81H249V80H247L246 82L244 81V80H242V78H241ZM179 93L180 94H182V91H181V88L179 87ZM242 101V100H241ZM175 102H177V105H179V101H175ZM192 118V117H191ZM193 126V124L191 123V120H190V118L188 117V124L186 123H182V122H178V125H179V127H180V129L181 128H185V129H191V126H190V124ZM242 130V129H241ZM242 132V131H241ZM210 136V134L207 132V133H204L203 135H202V137L198 140V141H201V143L203 142V143H207V142H209V139H208V137ZM128 137L131 139V140H128V139H125L123 142L125 143V146H126V148H127V146H128V143L129 142H131V141H133L134 139H135V137H134V135L133 134H131V133H129V135H128ZM122 142V144H124ZM127 150V149H126ZM117 161V159H116V156H114V158H112L111 159V161L110 162H116ZM97 163H99V161L97 162ZM101 164V163H100ZM117 164H118V162H117ZM116 164V165H117ZM119 165V164H118ZM71 169H75V170H78L79 169V165H73V166H70V167H65V168H63V169H61L59 172L63 175V176H66L68 173H70V170ZM221 171V170H220ZM226 172V171H225ZM139 175V174H138ZM139 176H142V175H139ZM153 179H157L156 177H153ZM17 182V181H16ZM19 183H21L20 182V180H19ZM22 184V183H21ZM22 185H25V184H22ZM55 184H52V186H54ZM51 186V187H52ZM49 188V190H51L52 188ZM55 190V189H54ZM97 194H96V197H95V199L96 200H98V205H101L102 203H106L108 200H109V193L107 192V190H104L103 188H100L97 192H96ZM79 205H75V207L78 209V211H79V213L83 216V217H87V215H88V213H90L91 212V207H90V205H89V203L88 204H85L84 206H83V208L82 209H80L79 207H78ZM85 223H83L82 225H84ZM95 223H94V221H92V220H90V221H88V222H86V226H90V227H94L95 225H94ZM103 229H105V227H108L106 224H102V226H101ZM108 228H110V227H108ZM107 228V229H108ZM252 258H255L258 262H259V259H258V256H254V257H252ZM239 264H243V263H240L239 262Z\"/></svg>","mask_w":264,"mask_h":264},{"label":"built area","instance_id":"obj_7","mask_svg":"<svg viewBox=\"0 0 264 264\" xmlns=\"http://www.w3.org/2000/svg\"><path fill=\"white\" fill-rule=\"evenodd\" d=\"M199 5H200V0H193L191 3H190V6H191V17L196 20L197 18V14H198V11H199ZM192 23H190L191 25ZM192 50V49H191ZM196 77V76H194ZM189 90L192 91L194 89V87L192 86H188ZM178 99H181L182 98V95L179 94V93H176Z\"/></svg>","mask_w":264,"mask_h":264}]
</instances>
